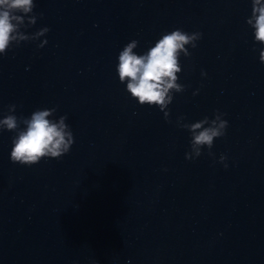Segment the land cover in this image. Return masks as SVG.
I'll return each instance as SVG.
<instances>
[{
  "label": "clouds",
  "instance_id": "9594fccd",
  "mask_svg": "<svg viewBox=\"0 0 264 264\" xmlns=\"http://www.w3.org/2000/svg\"><path fill=\"white\" fill-rule=\"evenodd\" d=\"M251 16L246 23L254 29V39L264 45V0H251ZM34 0H0V55L6 54L9 48L22 41H35L45 36L49 28L43 27L35 33L28 35L22 28L35 25L37 16L33 14ZM201 33H187L180 29L164 33L161 38L144 54H137L134 49L138 46L137 40L126 44L118 55L116 71L119 81L126 83V91L140 105L157 106L168 120V105L172 103L173 92L184 91V86L177 83L178 73L181 72L179 57L191 55L186 46L195 48L196 42L201 38ZM47 40L41 41L39 48L44 47ZM259 60L264 63V48L260 50ZM206 75V73H201ZM194 95L196 93H193ZM15 105H9V114L0 119V130L16 131L13 138V147L10 159L13 163L31 166L42 158L59 159L67 154L74 143L73 133L66 116H60L58 122L50 120L56 112L52 109H38L28 118L18 119L13 113ZM224 113L217 111L213 119L204 117L190 124L180 127L190 132V151L185 153V159L193 160L202 154V149L211 152L214 140L223 137L228 127V121L223 119ZM20 123L25 125L19 130ZM227 157L221 155L219 162L224 164Z\"/></svg>",
  "mask_w": 264,
  "mask_h": 264
}]
</instances>
